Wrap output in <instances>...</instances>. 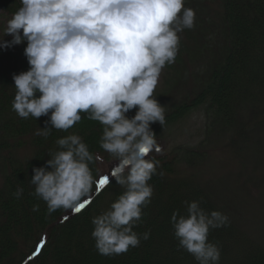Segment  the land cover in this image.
Here are the masks:
<instances>
[{"label":"clouds","instance_id":"clouds-1","mask_svg":"<svg viewBox=\"0 0 264 264\" xmlns=\"http://www.w3.org/2000/svg\"><path fill=\"white\" fill-rule=\"evenodd\" d=\"M184 3L20 0L22 6L5 28L12 39L0 40L5 50L27 43L29 70L13 74L12 110L24 119L49 116L36 135L47 137L53 128L67 131L81 121V113L103 126L100 148L118 161L112 176L125 189L91 221L95 248L104 256L124 254L141 243V234L133 229L151 203L149 181L160 163L146 158L153 148L161 151L151 125L166 122L164 107L153 94L162 70L175 63L179 34L195 26V10ZM56 144L58 150L45 166L33 168L30 181L48 216L60 209H81L95 182L90 164L99 159L77 134L58 138ZM103 187L97 185L98 190ZM23 191L17 186L13 195L19 199ZM184 203L187 214L176 210L171 216L178 247L198 264H219L221 250L208 236L211 229L225 226L228 216L209 213L199 201ZM150 235L149 230L142 238Z\"/></svg>","mask_w":264,"mask_h":264},{"label":"trees","instance_id":"trees-1","mask_svg":"<svg viewBox=\"0 0 264 264\" xmlns=\"http://www.w3.org/2000/svg\"><path fill=\"white\" fill-rule=\"evenodd\" d=\"M21 6L20 0H0V10L11 16ZM224 7L226 32L220 54L215 55L209 33L204 31L206 19L195 12V26L179 34L180 48L175 63L162 70L173 88L176 85L183 87L181 84L185 85V79L188 81L185 78L188 63H202L208 55L214 54L213 65L202 77L203 84L201 90L194 94L196 96L188 97L181 103H172L169 110L164 109L165 124L156 123L165 127L186 117L199 106L206 105L205 111L211 125L207 132L209 136L198 148L177 149L165 157L147 158L160 163L149 181L154 189L151 203L147 209H143L144 216L133 229L141 234L140 245L121 255L98 254L91 236L94 228L92 218L105 211L100 206L111 197V192L114 194L109 205L125 189L116 183L114 177H109L106 186L98 190L100 178L97 160L90 164L95 180L92 192L82 198L81 203L85 206L79 212L60 209L48 216L46 203L34 194L35 186L30 182L34 175L33 168L46 165L50 154L59 148L56 144L58 138L77 134L92 153L106 154L99 145L103 126L88 119L86 113H81V121L69 130L53 128L49 136L39 135L34 141L37 149L33 158L12 165L6 175L5 191L0 193V254L4 260L7 258V264H198L192 254L178 247L171 212L179 208L181 199L183 202L199 201L206 211L209 208L223 213L206 198L204 187L192 169L208 160L204 145L211 141L212 133L229 132L236 128L239 115L245 107L259 100L258 95L263 90L261 86H264V0H224ZM203 36L206 38L203 39ZM3 39L10 41L12 37L0 36V40ZM26 46L25 42L7 50L0 49V155L20 144L21 137L45 128V121L49 119V116H41L38 120L34 117L24 119L12 110L16 94L13 74L29 70L24 55ZM179 166L184 170L182 175ZM17 186L24 190L19 199L13 195ZM163 202L167 207L158 211L153 209V204L162 206ZM35 206H38V211H33ZM109 207L106 206L107 210ZM230 221L228 219L225 226L209 232V241L221 250L219 264H264V247L246 236L245 239L239 238L238 230ZM145 224L149 225L146 230L139 229ZM149 230L150 238L144 240L142 234ZM15 235H20L23 243L20 244ZM29 243L31 247L28 249L26 245Z\"/></svg>","mask_w":264,"mask_h":264},{"label":"rangeland","instance_id":"rangeland-1","mask_svg":"<svg viewBox=\"0 0 264 264\" xmlns=\"http://www.w3.org/2000/svg\"><path fill=\"white\" fill-rule=\"evenodd\" d=\"M184 6L194 9L206 19L204 26H207L204 31L209 33V41L214 47L213 52L215 55H219L226 32L224 0H185ZM11 17L10 14L0 10V36L5 35L7 21ZM205 38L203 36V39ZM213 59L214 54L208 55L202 63L195 65L188 63L185 73V78L188 81L185 79V85L181 84L183 87L176 85L173 88L162 72L153 94L154 97L161 101V105L166 111L175 101L181 103L188 97H190L188 99L193 98L196 96L194 94L201 90L200 86L204 79L202 77L207 73V69L213 65ZM261 87L263 90L258 95L259 100L252 106L243 109L238 117L239 123L236 128L229 132L217 133L215 131L212 133L211 141L204 145L208 160L193 167L192 170L196 179L203 185L206 198L228 216L231 224L238 230V237L244 238L246 236L255 244L264 247V86ZM205 109L206 105L199 106L186 117L165 127L153 123L151 129L161 151L157 152L153 148L146 158L152 156L165 157L177 149L198 148L209 136L207 132L211 125ZM135 111V109L130 111L128 116L133 117ZM38 136L35 133L23 136L19 139L20 144L14 145L15 148L0 155V193L5 191L6 175H8L12 165L25 163L33 158L37 149L34 141ZM98 156L99 178H112V172L118 161L108 152ZM178 170L182 175L184 170L180 166ZM112 194L114 193L111 192L109 194L111 197L106 199L102 205L104 207L100 206V208L107 210L106 206H110ZM179 202V208L174 209L171 213L179 210L181 215H185L187 213L186 205L181 199ZM161 205L153 204L152 206L153 209L156 208V211L167 207L164 202ZM148 206L144 209H147ZM207 211L210 212L211 210L208 208ZM146 227L149 225L145 224L139 229L146 230ZM20 235L14 237L21 244L23 238ZM235 237L237 236L235 235ZM30 244L26 245L28 249L31 247ZM231 245L233 246L232 243ZM241 245H243L242 242ZM23 250L27 254V249L24 248ZM2 257L4 256L0 254V264H7V258L4 260Z\"/></svg>","mask_w":264,"mask_h":264},{"label":"snow or ice","instance_id":"snow-or-ice-1","mask_svg":"<svg viewBox=\"0 0 264 264\" xmlns=\"http://www.w3.org/2000/svg\"><path fill=\"white\" fill-rule=\"evenodd\" d=\"M109 182V178L108 177H103V178H101L100 180H99V182H98V185L100 186V187H103V186H105L107 183ZM85 205L83 204L82 206H81V209L80 210H82V208L84 207ZM79 210V211H80ZM78 211V212H79Z\"/></svg>","mask_w":264,"mask_h":264}]
</instances>
